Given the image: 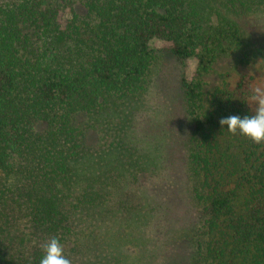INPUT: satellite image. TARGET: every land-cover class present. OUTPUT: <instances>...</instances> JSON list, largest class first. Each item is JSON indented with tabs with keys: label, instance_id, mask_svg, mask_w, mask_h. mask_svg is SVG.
Returning <instances> with one entry per match:
<instances>
[{
	"label": "trees",
	"instance_id": "trees-1",
	"mask_svg": "<svg viewBox=\"0 0 264 264\" xmlns=\"http://www.w3.org/2000/svg\"><path fill=\"white\" fill-rule=\"evenodd\" d=\"M258 9L264 0H0V264H39L53 236L72 264L133 263L121 249L124 227L157 204L148 186L139 189L142 168L130 165L137 136L128 132L149 102L159 53L202 68L179 83L191 139L177 189L193 224L174 256L155 264H264V142L219 140L221 118L254 114L255 77L214 89L207 107L199 80L225 37L239 40L231 17ZM95 127H114L121 152L90 149ZM108 153L130 159L131 170L102 162ZM142 247L135 264L154 263L155 250Z\"/></svg>",
	"mask_w": 264,
	"mask_h": 264
},
{
	"label": "rangeland",
	"instance_id": "rangeland-1",
	"mask_svg": "<svg viewBox=\"0 0 264 264\" xmlns=\"http://www.w3.org/2000/svg\"><path fill=\"white\" fill-rule=\"evenodd\" d=\"M209 14L211 22L216 23L222 11L214 7ZM231 18L239 26V40L233 41L230 37H225V43L220 44L213 62L205 70H200L199 80L206 107L208 97L214 89H229L241 74L253 75L256 87L264 89V9L255 10L245 17ZM200 67L202 68L201 65H197L195 59L180 63L168 55L159 53L151 75L152 84L150 94L147 96L149 102L144 110L137 112L129 128L128 135L137 136L134 144L139 150L135 157L131 156L130 165L133 166L136 160L140 164L142 169L135 167L139 175V189L145 190L146 186L149 187L148 192L157 204V210L153 215L145 216L148 217L144 219L145 222L124 227L123 232L128 237L121 241V249L125 253L123 258L128 262L132 260L131 262L135 264V257L140 258L143 254L141 253L143 245L147 252L155 250L157 254L152 256L156 258L153 260L154 263L147 264L171 259L176 252L175 247H180V240L187 238V230H191L193 218L187 217V211L184 210L185 198L177 189L178 186L187 183V157L191 139V118L184 111L179 83L183 74L188 75ZM103 131L96 127L88 131L87 146L93 151L112 149L117 153L121 152L122 148L114 133V127L111 131L105 129ZM219 140L223 145L241 143L240 138L227 131H224L223 136H219ZM157 144L163 148L160 153L155 152ZM142 151L149 154V159L158 160L164 157V160L158 163L157 161L154 163L153 160L141 162L139 153ZM115 154H104L102 162H109L110 166L116 163L114 166L116 172L130 171V165L123 166L127 165L130 159L124 157V163H121L122 159L119 158L116 162ZM89 165L88 172L93 174L98 170L97 164ZM152 171H158V174L154 175ZM168 182L174 184L172 190L165 189L164 184ZM147 252L144 254L147 255Z\"/></svg>",
	"mask_w": 264,
	"mask_h": 264
},
{
	"label": "clouds",
	"instance_id": "clouds-1",
	"mask_svg": "<svg viewBox=\"0 0 264 264\" xmlns=\"http://www.w3.org/2000/svg\"><path fill=\"white\" fill-rule=\"evenodd\" d=\"M250 99L254 103V114L232 115L221 118L222 129L233 135L244 136L254 143L264 142V89L256 87L250 92ZM39 264H72L65 255L64 246L59 237L53 236L40 246Z\"/></svg>",
	"mask_w": 264,
	"mask_h": 264
}]
</instances>
